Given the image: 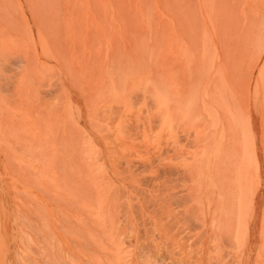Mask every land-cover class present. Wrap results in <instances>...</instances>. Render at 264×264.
<instances>
[{
	"label": "rangeland",
	"instance_id": "374dc122",
	"mask_svg": "<svg viewBox=\"0 0 264 264\" xmlns=\"http://www.w3.org/2000/svg\"><path fill=\"white\" fill-rule=\"evenodd\" d=\"M0 31V264H264V0H0Z\"/></svg>",
	"mask_w": 264,
	"mask_h": 264
},
{
	"label": "bare ground",
	"instance_id": "6f19581e",
	"mask_svg": "<svg viewBox=\"0 0 264 264\" xmlns=\"http://www.w3.org/2000/svg\"><path fill=\"white\" fill-rule=\"evenodd\" d=\"M48 2H49V1H48ZM29 5H30V4H29ZM22 7H23V6H22ZM23 9H24V8H23ZM81 13H82V12H81ZM175 13H177V12H175ZM41 14H43V13H41ZM178 14H179V13H178ZM182 14H183V13H182ZM188 14H189V13H188ZM22 15H23V14H22ZM22 15H20V16H22ZM18 16H19V15H18ZM23 16H24V15H23ZM113 17H114V15H113ZM178 17H179V16H178ZM118 18H119V17H118ZM179 19H180V18H179ZM12 20H13V19H12ZM49 20H50V19H49ZM116 21H117V20H116ZM180 21H181V20H180ZM184 22H185V21H184ZM54 23H55V22H54ZM182 23H183V22H182ZM182 23H181V24H182ZM185 23H187V22H185ZM7 25H8V24H7ZM10 27H11V26H10ZM190 27H191V26H190ZM190 27H188V28H190ZM195 28H196V27H195ZM232 28H233V27H232ZM232 28H230V29H232ZM190 29L192 30V28H190ZM5 30H7V29H5ZM191 30H190V31H191ZM0 32H1V31H0ZM120 32H121V31H120ZM159 34H160V32H159ZM138 35H139V34H138ZM139 36H140V35H139ZM118 37H119V36H118ZM122 37H123V36H122ZM187 37H188V36H187ZM138 38H139V37H138ZM185 38H186V37H185ZM57 39H58V38H57ZM159 39H160V38H159ZM141 40H142V39H141ZM180 40H181V39H180ZM180 40H179V41H180ZM250 40H251V39H250ZM159 42H160V41H159ZM55 43H56V42H55ZM34 44H35V43H34ZM129 44H130V43H129ZM139 44L142 45L143 42H141V43L139 42ZM151 44H152V43H151ZM36 45H37V44H36ZM36 45H35V46H36ZM136 45H137V44H136ZM136 45H135V46H136ZM158 45H159V44H158ZM250 45H251V44H250ZM61 46H62V45H61ZM135 46H133V47H135ZM138 46H139V45H138ZM59 47H60V46H59ZM250 47H251V46H250ZM54 48H55V47H54ZM49 49H50V48H49ZM49 49H48V50H49ZM129 49H130V48H129ZM135 49H136V48H135ZM239 49H240V48H239ZM50 50H51V49H50ZM127 50H128V49H127ZM225 50H226V49H225ZM240 50H241V49H240ZM51 51H52V50H51ZM161 51H162V50H161ZM161 51H160V52H161ZM249 51H250V50H249ZM118 52H119V51H118ZM226 52H227V51H226ZM226 52H225V53H226ZM242 52H243V51H242ZM121 53H122V52H121ZM137 53H138V52H137ZM245 53H246V52H245ZM102 54H103V53H102ZM125 54H126V53H125ZM119 55H121L120 52H119ZM260 55H261V54H260ZM36 56H37V55H36ZM100 56H101V55H100ZM122 56H123V55H122ZM133 56H134V54H133ZM58 57H60V56H58ZM144 57H145V56H144ZM148 57H149V55H148ZM98 58H99V57H98ZM103 58H104V57H103ZM149 58H150V57H149ZM229 58H230V57H229ZM108 59H109V58H108ZM147 59H148V58H147ZM227 59H228V58H227ZM40 60H41V59H40ZM56 60H57V58H56ZM59 60H60V58H59ZM129 60H130V59H129ZM131 60H132V59H131ZM141 60H142V59H141ZM229 60H230V59H229ZM263 60H264V59H263ZM92 61H93V60H92ZM116 61H117V60H116ZM52 62H56V61H52ZM52 62H51V63H52ZM126 62H127V61H126ZM142 62H143V61H142ZM146 62H147V61H146ZM263 62H264V61H263ZM113 63H114V61H113ZM56 64H57V63H56ZM84 64H85V63H84ZM142 64H143V63H142ZM253 64H254V63H253ZM187 65H188V64H187ZM33 66H34V65H33ZM110 66H111V65H110ZM119 66H121V65H119ZM245 66H246V65H245ZM29 68H30V67H29ZM58 68H59V67H58ZM66 68H67V67H66ZM144 68H145V67H144ZM55 69H56V68H55ZM116 69H117V68H116ZM178 69H180V67H178ZM63 70H64V69H63ZM61 71H62V70H61ZM90 71H91V70H90ZM92 71H93V70H92ZM178 71H179V70H178ZM93 74H94V73H93ZM253 74H255V73H253ZM160 75H162V74H160ZM251 75H252V74H251ZM261 75H262V74H261ZM86 77H87V75H86ZM101 78H102V77H101ZM183 78H184V76H183ZM186 78H187V77H186ZM107 79H108V78H107ZM111 79H112V78H111ZM249 80H250V79H249ZM105 81H106V80H105ZM180 82H184V81H182V79H181ZM109 83H110V82H109ZM260 83H261V82H260ZM262 83H263V82H262ZM242 85H243V84H242ZM101 86H102V85H101ZM251 86H252V84H251ZM98 90H100V89H98ZM101 90H102V89H101ZM103 90H104V89H103ZM84 93H85V92H84ZM108 96H109V95H108ZM109 97H111V96H109ZM166 97H167V96H166ZM180 101H181V100H180ZM183 101H184V100H183ZM73 102H74V101H73ZM111 102H112V101H111ZM196 102H197V101H196ZM99 103H100V102H99ZM74 104H75V103H74ZM109 104H110V103H109ZM175 104H178V103H175ZM78 105H79V104H78ZM79 106H80V105H79ZM177 106H179V105H177ZM180 107H181V106H180ZM195 107H196V106H195ZM75 108H76V106H75ZM81 108H82V107H81ZM178 108H179V107H178ZM193 108H194V107H193ZM250 108H252V106H251ZM183 109H184V108H183ZM196 109H197V108H196ZM78 110H79V109H78ZM83 110H84V108H83ZM83 110H82V111H83ZM186 110H187V109H186ZM191 110H192V109H191ZM194 110H195V109H194ZM198 110H199V109H198ZM198 110H197V111H198ZM180 112H181V111H180ZM199 112H200V111H198V113H199ZM81 113H82V112H81ZM79 114H80V113H79ZM194 114H195V113H194ZM196 114H197V112H196ZM196 114H195V115H196ZM199 114H200V113H199ZM191 115H192V114H191ZM195 115H194V116H195ZM201 115H202V114H201ZM201 115H200V116H201ZM203 115H204V114H203ZM44 116H45V115H44ZM194 116H193V117H194ZM196 116H197V115H196ZM193 117H192V120L194 119ZM204 118H205V117L203 116V119H204ZM192 120H191V122H192ZM201 120H202V119H201ZM204 120H205V119H204ZM188 121H189V119H188ZM87 123H88V122H87ZM185 123H187V122H185ZM40 124H42V123H40ZM48 124H49V123H48ZM91 125H92V123H91ZM85 126H86V125H85ZM85 126H84V127H85ZM88 127H89V124H88ZM112 127H113V126H112ZM209 129H210V128H209ZM253 129H254V128H253ZM90 131H91V130H90ZM209 132H211V131H209ZM192 133H193V132H192ZM113 134H114V133H113ZM195 134H196V133H195ZM202 134H203V133H202ZM202 134H201V135H202ZM91 135H92V134H91ZM202 136H203V135H202ZM206 136H207V135H206ZM90 137H91V136H90ZM124 137H125V136H124ZM199 137H200V136H199ZM203 137H204V136H203ZM207 137H208V136H207ZM112 139H113V138H112ZM204 139H205V138H203V140H204ZM126 140H127V139H126ZM203 140H202V141H203ZM207 140H209V138H207L206 141H207ZM211 142H212V141H211ZM121 143H122V142H121ZM117 144H118V143H117ZM193 144H194V143H193ZM195 144H196V143H195ZM209 144H211V143H209ZM209 144H208V145H209ZM208 145H207V146H208ZM209 146H210V145H209ZM59 147H60V146H59ZM205 148H206V147H205ZM205 148H204V149H205ZM208 148H209V147H208ZM208 148H207V149H208ZM204 149H203V150H204ZM201 151H202V150H201ZM208 151H209V149H208ZM104 152H105V151H104ZM104 154H105V153H104ZM196 156H197V155H196ZM200 158H201V156H200ZM106 159H107V158H106ZM191 159H192V158H191ZM198 159H199V158H198ZM189 160H190V158H189ZM196 160H197V159H196ZM216 162H217V161H216ZM244 162H246V164H247V166H248V165H249V162H250V159H246V160H244ZM259 163H260V162H259ZM107 164H108V163H107ZM214 165H215V164H214ZM216 165H218V164H216ZM108 166H109V165H108ZM202 166H203V165H202ZM215 167H216V166H215ZM215 167H214V168H215ZM220 167H221V166H220ZM220 167H218V168H220ZM260 167H261V166H260ZM218 168H216V169H218ZM246 168H247V167H246ZM108 169H109V168H108ZM216 169H215V170H216ZM220 169L223 170L222 167H221ZM260 169H261V168H260ZM109 170H110V169H109ZM240 171H242V170H240ZM243 171H244V170H243ZM113 172H115V171H113ZM221 172H222V171H221ZM238 172H239V171H238ZM245 172H246V170L244 171V173H245ZM110 173H111V170H110ZM220 174H221V173H220ZM213 175H214V173H213ZM260 175H261V177L263 178L262 183L260 182V184L263 185V187H264V170H263V169L261 170ZM111 176H112V175H111ZM214 176H215V175H214ZM218 176H220V175H218ZM218 176H217V177H218ZM244 184H245V185L247 184V186H250V180L248 179V177H246V180H245ZM262 190H263L262 192L264 193V188H263ZM243 191H244V190H243ZM245 191H246V190H245ZM246 193H247V192H246ZM259 196H260V194H259ZM44 197H45V196H44ZM241 197H242V200H243L244 197H245V193H244V192H242ZM241 197H240V198H241ZM223 198L226 199L225 196H224ZM258 200H259V198H258ZM180 204H181V203H180ZM216 211H217V210H216ZM216 211H215V212H216ZM216 213H217V212H216ZM207 219H209V218H207ZM207 219H206V220H207ZM207 221H208V220H207ZM101 223H102V222H101ZM203 223H204V222H203ZM222 228H223V227H222ZM217 229H218V227H217ZM206 230H207V229H206ZM204 231H205V230H204ZM219 231H220V230H219ZM207 232H208V231H207ZM209 232H210V230H209ZM220 232H221V231H220ZM202 233H203V232H202ZM205 235H206V234H205ZM205 235H204V236H205ZM201 237H203V236H201ZM103 249H104V248H103ZM112 253H115V252H112ZM143 254H145V253H143ZM145 255H146V254H145ZM117 256H118V255H117ZM156 256H157V255H156ZM153 259H154V258H153ZM150 260H151V259H150ZM137 261H138V260H137ZM158 262H159V261H158Z\"/></svg>",
	"mask_w": 264,
	"mask_h": 264
}]
</instances>
